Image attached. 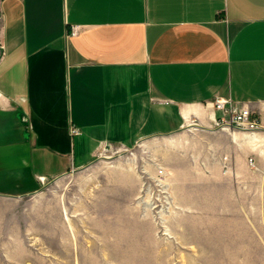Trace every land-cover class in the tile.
Returning a JSON list of instances; mask_svg holds the SVG:
<instances>
[{"label": "crops", "instance_id": "1", "mask_svg": "<svg viewBox=\"0 0 264 264\" xmlns=\"http://www.w3.org/2000/svg\"><path fill=\"white\" fill-rule=\"evenodd\" d=\"M216 98L264 111V0H0L3 209L104 145L209 128Z\"/></svg>", "mask_w": 264, "mask_h": 264}, {"label": "rangeland", "instance_id": "2", "mask_svg": "<svg viewBox=\"0 0 264 264\" xmlns=\"http://www.w3.org/2000/svg\"><path fill=\"white\" fill-rule=\"evenodd\" d=\"M228 132L212 122L104 145L0 203V264H264V122L251 142Z\"/></svg>", "mask_w": 264, "mask_h": 264}, {"label": "built area", "instance_id": "3", "mask_svg": "<svg viewBox=\"0 0 264 264\" xmlns=\"http://www.w3.org/2000/svg\"><path fill=\"white\" fill-rule=\"evenodd\" d=\"M75 33L76 28L74 27L71 35ZM211 103L217 113L213 118V122L224 130L237 129L238 131H251L254 133L262 127L264 122L263 115H255L247 104H238L225 98H216ZM73 132H77V130L73 129ZM159 173L163 174V170H160ZM40 180L43 182L45 178L41 177Z\"/></svg>", "mask_w": 264, "mask_h": 264}, {"label": "bare ground", "instance_id": "4", "mask_svg": "<svg viewBox=\"0 0 264 264\" xmlns=\"http://www.w3.org/2000/svg\"><path fill=\"white\" fill-rule=\"evenodd\" d=\"M229 131H232V129H229ZM244 133H252V132H244ZM246 138H248V140H250V141L254 139L253 135H248ZM157 171H159V170H157ZM156 180L158 181V179H156ZM159 183H161V182H159Z\"/></svg>", "mask_w": 264, "mask_h": 264}]
</instances>
